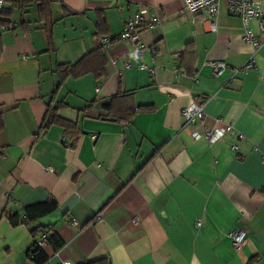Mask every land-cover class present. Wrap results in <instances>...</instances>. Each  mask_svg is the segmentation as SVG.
<instances>
[{
  "label": "crops",
  "instance_id": "0c3cea01",
  "mask_svg": "<svg viewBox=\"0 0 264 264\" xmlns=\"http://www.w3.org/2000/svg\"><path fill=\"white\" fill-rule=\"evenodd\" d=\"M259 6L264 12V0ZM49 8L50 23L35 4L32 23L0 28V264H35L37 228L63 242L58 251L45 243L44 264H264V45L253 69L234 74L252 47L224 1L216 32L204 12L182 13V0H52ZM142 10L160 22L140 29L149 50L135 53L118 36ZM98 15L114 38L105 78L58 86L57 66L97 47ZM211 61L226 70L214 76ZM116 95L153 110L127 125L111 121L105 106ZM199 98L203 126L233 127L213 145L192 138L199 124L183 125L182 110ZM49 108L68 125H47ZM235 229L246 231L238 249L228 236Z\"/></svg>",
  "mask_w": 264,
  "mask_h": 264
},
{
  "label": "built area",
  "instance_id": "2783aa9c",
  "mask_svg": "<svg viewBox=\"0 0 264 264\" xmlns=\"http://www.w3.org/2000/svg\"><path fill=\"white\" fill-rule=\"evenodd\" d=\"M183 12L188 14H197L204 12L206 16V23L209 27V31L216 32L217 19L219 15L220 3L226 2L229 13L240 19L243 26L242 39L244 42L252 47V53L247 61L239 69H234V74L239 72H247L255 66V55L259 51L262 45H264V12H262L259 6V0H182ZM5 4V0H0V11ZM146 12L144 10L129 17L124 25L123 30L119 34L118 39L128 41L135 53H141L144 50H149L145 47L140 39V29L147 27L148 29L155 28L160 19L157 16H149L146 20ZM114 40L112 37H99L97 43L105 50ZM207 65L210 67L214 76H218L226 70L227 65L221 61H211ZM139 68L147 69L150 73H154L152 68H146L141 65ZM206 102V98H199L194 100L188 106L182 110L183 125L195 126L199 124L202 129L201 132L195 131L192 133L193 139L200 137L204 138L209 145H213L218 140L222 139L227 134L233 133V127L231 124H220L215 121L212 126L205 127L202 125L203 121V108ZM232 150H236L237 146L232 144ZM72 225L75 226L76 222L72 221ZM196 225H199L196 224ZM234 248H240L246 240V231L243 229H235L228 235ZM47 240V235L38 233L35 243L36 247L43 248ZM33 257V253H28V259ZM62 264H72L70 262H63Z\"/></svg>",
  "mask_w": 264,
  "mask_h": 264
},
{
  "label": "trees",
  "instance_id": "16d2710c",
  "mask_svg": "<svg viewBox=\"0 0 264 264\" xmlns=\"http://www.w3.org/2000/svg\"><path fill=\"white\" fill-rule=\"evenodd\" d=\"M51 1L52 0H5V4L0 11V28L7 29L11 25V18L15 7L23 9L26 8L30 3H35L37 5V11L40 19L50 23V20H46L45 17H51V11L49 8V3ZM96 29V39L103 37L108 33V26L103 16L99 17L98 15ZM105 66L106 56L104 54V50L97 43V47L94 50L81 57L76 63L57 66V72L59 74L58 86L62 85V83L68 78L78 79L86 75H93L97 81L102 80L106 76ZM128 96L129 95H116L112 97L109 103L105 106L108 116L123 125L129 124L137 112L153 110L152 106L134 107L130 105L126 101ZM45 122L47 125L54 123H60L63 126L68 125L55 114V109L52 108L48 109L45 116ZM1 127L2 123H0V128ZM11 220L13 225L18 223L12 217ZM38 233L47 235L46 244L52 246L54 251H58L63 246V242L57 236L56 232L50 230L49 228H37L33 231L34 242L32 243L28 253H33L31 261H33L35 264H44L47 261V256L44 254L42 248L35 246ZM85 264H109V261L107 258H101L87 262Z\"/></svg>",
  "mask_w": 264,
  "mask_h": 264
},
{
  "label": "rangeland",
  "instance_id": "374dc122",
  "mask_svg": "<svg viewBox=\"0 0 264 264\" xmlns=\"http://www.w3.org/2000/svg\"><path fill=\"white\" fill-rule=\"evenodd\" d=\"M8 7V6H7ZM36 17L35 15V4L30 3L24 10L21 8H14L13 14H12V21L16 24L19 25L21 21L24 20H29L32 23V19Z\"/></svg>",
  "mask_w": 264,
  "mask_h": 264
},
{
  "label": "water",
  "instance_id": "95a60500",
  "mask_svg": "<svg viewBox=\"0 0 264 264\" xmlns=\"http://www.w3.org/2000/svg\"><path fill=\"white\" fill-rule=\"evenodd\" d=\"M109 120H111V121H114L115 119H113V118H110Z\"/></svg>",
  "mask_w": 264,
  "mask_h": 264
}]
</instances>
